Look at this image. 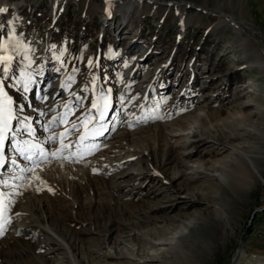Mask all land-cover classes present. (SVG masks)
Masks as SVG:
<instances>
[{"label":"rangeland","instance_id":"374dc122","mask_svg":"<svg viewBox=\"0 0 264 264\" xmlns=\"http://www.w3.org/2000/svg\"><path fill=\"white\" fill-rule=\"evenodd\" d=\"M182 1L190 4H178ZM193 3L210 9L222 3L227 13L264 31V0H142L130 14L123 1L109 6L103 0H0V47L13 54L0 65V85L12 97L19 117L15 128L29 137L27 144L37 138L32 133L43 132L49 150L79 153L96 143L88 138L103 127L93 104L109 93L103 100L113 95L116 101L110 118L114 132L100 142L104 145L84 157L82 166H54L42 178L53 189L39 192L47 205L44 215L72 243L76 260L40 258L44 250H37V241L11 247L2 240L0 264H177L168 247L156 244L173 238L193 218L198 227L183 240L196 244L194 264H232L240 246L245 254L240 264H264V138L259 135L264 78L251 67L256 55L246 61L242 46L247 40L262 55L264 41L235 32L228 20ZM108 10L114 20L106 27ZM25 48L28 64L21 58ZM53 84L64 88L46 102ZM54 119L73 124L72 129L63 131L64 122ZM170 126L204 131L203 138L192 139L190 151L210 176L177 178L183 153L177 146L184 140L175 144ZM47 129L69 130L74 141H54L42 131ZM214 138L226 145L223 151L213 149ZM233 148L250 155L259 172L239 192L212 176L225 173L238 181L241 164ZM174 191L194 194L195 204L160 209ZM218 207L222 219H216ZM212 241L206 250L203 244ZM156 254L159 258L149 261Z\"/></svg>","mask_w":264,"mask_h":264},{"label":"bare ground","instance_id":"6f19581e","mask_svg":"<svg viewBox=\"0 0 264 264\" xmlns=\"http://www.w3.org/2000/svg\"><path fill=\"white\" fill-rule=\"evenodd\" d=\"M103 1H105L109 6L115 5L116 3L123 1L125 13L130 14L132 11L135 10L137 5L141 4L142 0H103ZM178 4L188 5L190 3L187 4L186 2L182 1V2H178ZM192 5H195V7L199 9L207 10L213 14H216L228 20V23L232 25L235 32L239 33L245 31L248 32L254 38L259 37L262 39V41H264V31L258 30L252 27L251 25L247 24L245 20L242 19V17H236V15L234 14L227 13L222 3L215 5L213 9H210L207 3L203 5H198L196 3H193ZM105 17H108L110 21L114 20V16L112 15L110 10H108L107 14H105ZM242 46L244 51V59L246 61L250 60V58L256 55L255 61L252 62L251 67L257 70L256 75L258 78H264V53H262V55L261 54L257 55L255 49L256 47L255 48L252 47V44H250L247 40L244 41ZM27 50L28 49L25 48L21 51L22 53L21 58H27L23 60V62L26 64H28L27 60L29 57V54L28 55L26 54L28 53L26 52ZM11 52L12 51H10V49H7L6 45H2L0 47V57H11L13 56ZM1 63L3 62H0V65ZM61 86L60 85L56 87L54 86L50 91H47V93L45 94L46 102L50 101L51 98L54 97V95L58 94L59 93L58 91L61 88L62 89L64 88V86L63 87ZM248 87L251 88L252 85H249ZM112 98L114 99L113 95ZM112 98H108L107 100H105L106 99L105 98L96 107L98 113L97 124L98 125L103 124V127L95 129L97 131L96 133L94 132L93 134L94 137L88 138L90 140L95 141L96 143H92L91 146L85 145L84 149L79 153L76 154L70 153L67 155H60L59 153H57V151L49 150V148L43 146L40 142H38L41 140L45 141V138H49L48 136L39 138L40 140L38 141H37L38 137L34 138L29 142V144H27V142L29 141L28 138H23L20 135H18L17 138L16 132L13 131L14 128L13 125L19 118L16 117L14 113L15 105L11 103L10 107L12 113H11V118L8 120L9 127L7 130L4 131L3 141L2 143H0V242L2 240L7 241L11 245V247H14L18 242H21L23 240H26L28 242L37 241L35 244L37 250L38 251L44 250V252L41 253V255H39L40 258L45 259L46 257L47 259L50 256H55L57 257V259H61L60 258L61 256L64 257L69 256L70 259L73 258V261L76 260L74 259V255H72L74 249L72 243L70 242L68 243L64 238L60 237L61 236L59 235L60 233L58 234L57 231H55L54 227L51 226L50 223L52 221L50 222V217L47 216L48 214L46 216L44 215L46 213L47 205L45 201L40 200L39 192L44 191V193H47L48 191L53 190L51 188H48L47 185H45L46 182L44 183V181H42L44 179L43 177L44 173L48 172L54 166L57 167L64 166L66 167V169H69L70 166H74L77 164L82 166L84 164L81 162L83 161L82 159L86 157L88 154L94 153L95 150L93 149L97 150L99 144L100 145L102 144L100 142L106 140L109 137V135L114 132L113 127L110 128L108 132H106L107 124L102 123L105 120L101 118V113H103V116L106 115L107 113L110 114L112 111L114 113V110L116 108L115 105L116 101L114 99L113 103H111V100H113ZM0 99H2V97H0ZM262 99L264 100V91L262 93ZM261 112H264V108L261 109ZM167 130L172 138L177 139L176 141H173L175 142V144H177V141L184 140L183 142L181 141L182 144L181 145L179 144L180 145L179 147L177 146V148L183 151V153H181V159H180L181 163L178 165L177 171H179V174L177 175V178L181 177L182 179V177H186V174L195 175L198 173L201 175L210 176L211 174L203 171L204 169L202 168L204 167L199 166L197 164L198 162L197 163L195 162L196 164L194 163V154L191 153L190 151L191 145L193 144L192 139H194L196 135H199L203 138L205 134V133L203 134L204 131L198 130L193 127L191 130L189 129V131L183 132L180 130L173 129L171 126ZM238 135H240V133L236 134L233 137V140H237L239 138ZM259 135L262 138H264L263 131H259ZM33 137L34 136H32V138ZM88 139L83 138V140H85L87 143L89 142L87 141ZM185 139L187 140L185 141ZM10 142H14L13 144L14 150L12 148L11 151L8 149V145ZM105 142H103L102 146L104 145ZM210 142L212 143L213 149L218 152L223 151L226 147L224 143H221L220 139L214 138V140H211ZM60 144L61 143H59V145ZM4 149L6 150V152L11 153V155L9 156L11 157L10 159H12L10 161V164L8 162L9 159H7L8 153H6ZM232 150L234 152L235 160H237L241 164L240 165L241 170L239 171L240 178L238 177L239 178L238 181L235 180V182H233L230 179V177H228V175L225 173H220L218 175H212V176L218 178L222 182L223 187L227 188L228 191L232 190L233 192H239L244 190L246 188L245 186L250 185L249 183L250 181H247V178L252 177V175L254 176V174H259V172L256 164L254 163L253 159H251L250 155H246L242 153L237 148H233ZM124 177L125 180L126 179L128 180L130 176L126 175ZM190 179L192 178L190 177ZM169 199H170L169 202L167 201L168 205L161 206L160 209L166 211L170 209L179 208L180 205L184 207L185 206L191 207L195 204L197 197L194 194L185 196L181 192L174 191ZM215 215H216V219H222L223 217H225L224 211L220 207H218ZM193 219L188 223L187 228L185 229L181 228V230L177 231L174 234L173 238L159 239L158 240L159 242H157L156 244L157 246L168 247L169 254H171V256L174 258V262H176L177 264H194L196 244L189 243L188 241H184V240H188L191 237L190 230L192 228L198 227L195 226L196 222ZM194 241L196 242V240ZM211 243L212 244L204 243L203 244L204 248L206 250H210L214 242L212 241ZM244 255H245L244 251L242 250L240 261L238 264H240ZM158 258H159L158 254L152 255L151 258L149 257L150 259L149 261H153V260L155 261Z\"/></svg>","mask_w":264,"mask_h":264},{"label":"snow or ice","instance_id":"6c2138e0","mask_svg":"<svg viewBox=\"0 0 264 264\" xmlns=\"http://www.w3.org/2000/svg\"><path fill=\"white\" fill-rule=\"evenodd\" d=\"M10 60H11V57H0V62H5V61L10 62ZM4 70L7 71L6 64H5ZM25 90L27 91V88H25ZM0 97H2V99H0V143H2L3 133L9 127L8 120L11 118L12 110L10 106L12 102L10 98L7 97V94L3 93L2 90H0ZM96 107L97 105L94 103L93 108H96ZM101 118H103V113H101Z\"/></svg>","mask_w":264,"mask_h":264},{"label":"water","instance_id":"95a60500","mask_svg":"<svg viewBox=\"0 0 264 264\" xmlns=\"http://www.w3.org/2000/svg\"><path fill=\"white\" fill-rule=\"evenodd\" d=\"M259 211H261V209H259V210H257L256 212H259ZM255 212V213H256ZM254 213V214H255ZM243 249H242V246H240L239 247V249H238V251H237V255L235 256V258L233 259V261H232V264H238L239 263V261H240V257H241V251H242Z\"/></svg>","mask_w":264,"mask_h":264}]
</instances>
